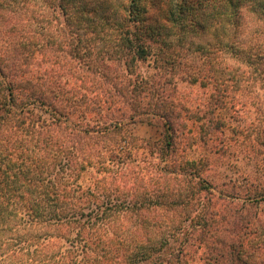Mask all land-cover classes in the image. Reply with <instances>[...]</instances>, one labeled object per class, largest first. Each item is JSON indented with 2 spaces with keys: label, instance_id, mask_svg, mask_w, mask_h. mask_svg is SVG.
I'll return each instance as SVG.
<instances>
[{
  "label": "trees",
  "instance_id": "trees-1",
  "mask_svg": "<svg viewBox=\"0 0 264 264\" xmlns=\"http://www.w3.org/2000/svg\"><path fill=\"white\" fill-rule=\"evenodd\" d=\"M0 11L29 16L22 20L27 24V31L21 30L24 35L15 29L13 39L0 41L6 52H19L11 66L5 63L12 60L9 53L0 57V264H264V238L250 232L254 215L248 212L249 206L263 201L264 188H242V200L238 194L227 195L230 201L224 206L202 178L208 159L176 162L184 125L173 129L165 123L167 134L158 146L163 158H170V171H162L184 176H173L172 182L184 194L155 181L149 190L153 195L143 197L133 187L124 190L120 172H112L103 160L74 155V149L82 150L80 143L100 144L113 134L102 117L94 122L85 115L108 101L96 102L77 92L71 106L81 107L76 119L51 104L52 118L44 120L33 112L46 106L44 94L25 77L31 75L28 67L35 62L41 32L56 21L75 30L77 44L90 41L91 33L113 45L128 68L155 56L156 63L167 71L176 69L191 85L217 84L220 90L214 89L206 101L208 114L231 103L241 111L255 109L260 122L264 110L258 97L247 104L242 92L249 87L236 84L255 83L264 96V0H0ZM246 14L255 26L246 24ZM185 48L198 53L192 68L180 61ZM151 79L140 77L149 93L160 85ZM232 83L238 96H230ZM176 105L162 96L152 108L169 107L166 113L174 115ZM215 122L213 132L223 125ZM56 133L72 136L77 147L70 146L69 152L66 144L55 143ZM262 136L258 144L264 145V132ZM92 164L102 176L83 189L74 180ZM142 197L158 204H142ZM201 198L206 203L192 208L191 202L195 207ZM175 199L181 202L177 205ZM180 208L187 216L194 212L186 217L187 226L185 218L176 221L169 215L175 217ZM158 210L164 220L149 225L157 227L162 238L154 239L144 221Z\"/></svg>",
  "mask_w": 264,
  "mask_h": 264
},
{
  "label": "rangeland",
  "instance_id": "rangeland-1",
  "mask_svg": "<svg viewBox=\"0 0 264 264\" xmlns=\"http://www.w3.org/2000/svg\"><path fill=\"white\" fill-rule=\"evenodd\" d=\"M23 17L28 19L29 16L0 11L1 42L13 39L15 29L16 34L24 35L27 24H22ZM245 20L248 26L256 25L255 22L252 23L253 18L248 14ZM41 33L40 45L37 46L33 58L35 62L28 67L31 75L27 74L25 77L33 80L36 87H40L37 89L43 92L46 106L40 109L36 107L33 112L49 121L52 118L50 116L52 108L47 105L53 104L61 113L69 114L71 119H76V112L81 107L77 104L73 108L71 106L77 98V92L93 97L96 102L102 98L108 101L105 107L96 106L95 110L85 115L86 120L92 118L94 122L102 117L101 121L108 123L107 128L113 134L103 139L100 144L80 143L79 146L83 151L73 150L74 155L77 154V159L87 155L92 161L103 160L105 167L112 169V172H120L124 190L126 187H133L138 191L137 194H142L143 197L146 196L145 194L153 195L149 190L152 189L155 181L163 187L166 183L167 188L177 189L176 194H184L179 187L174 188L173 185V176L179 177L180 180L184 176L165 174L162 169L167 167L168 170L170 158L166 156L163 158L159 152L162 139L167 134L165 123L170 124L173 129L184 125V129L182 127L179 131L184 133L185 140L180 142L176 162L208 159L207 172L202 174V178L213 187L214 195L224 206L229 200L227 195L238 194L242 200V191L245 187L264 188V145L258 144L259 139L263 138L264 116L261 118L262 121L258 122L256 119L259 116L254 114L255 109L248 106L241 111L229 101L230 104L225 109L214 110L213 115L208 114L211 108L206 106V101L210 100V94L214 93V89L216 92L220 90L217 84L215 87L207 88L191 85L181 80L182 75L179 77L176 75V69L167 71L166 66L162 67L161 63H156L155 56L128 68L125 61L120 56L118 58L113 45L99 42L97 35L91 33L87 34L90 41L81 40V44H77L78 37L75 35V30L66 25L61 27L56 21L53 26L45 27ZM187 51L186 49V52L182 53L180 61L188 63L192 68L198 53ZM6 53L12 57V60L5 61L9 65L19 56V52L16 51L6 52L5 46L0 44V57L8 55ZM141 76L152 77L151 80L155 81V84H160L151 88L154 91L151 92L152 94L148 90L144 91L145 86L140 82ZM231 85L234 87L230 89L235 88L234 83ZM242 85L249 87L242 92V100L250 104L256 96L259 99L256 102L261 103L264 110V96L258 90V85L250 81L236 84L239 88ZM30 88L23 86L27 91ZM84 88L86 91L83 90ZM234 91L233 89L230 96H238ZM162 96H168L171 102L177 103L174 115L166 113L169 107L164 106L159 110L152 108V104L159 101ZM106 110L108 112L103 115H97ZM215 120L223 123L217 125V132L212 131V128L216 127ZM209 121L211 122L208 124ZM243 127L245 128L242 129ZM240 129L248 130V134H239ZM55 136V143L66 144L69 152L70 146L77 147L72 136L65 133L59 135L56 133ZM186 138L192 139V143L189 144ZM98 167L93 164L87 166L75 178L76 185L83 189L91 187L94 181L102 176L98 173ZM204 196L205 194L201 195L202 198ZM202 198L195 204L196 208L193 207V202L191 207L197 210L199 204H205L206 200ZM139 202L146 205L157 203L154 198L139 199ZM175 202L178 205L181 200L175 199ZM219 209L222 211L223 207L220 206ZM160 211H157L158 214L148 215L150 219L144 221L147 229L153 233L154 239L162 238V235L157 231V227H150L149 224L161 223L164 220ZM248 212L254 215L250 232H255V236L264 238V199L249 206ZM185 213L186 210L180 208L175 217L172 212L169 215L176 221L181 219L184 222L186 219L184 226H187L190 220L186 217L193 216L194 212L188 216Z\"/></svg>",
  "mask_w": 264,
  "mask_h": 264
}]
</instances>
